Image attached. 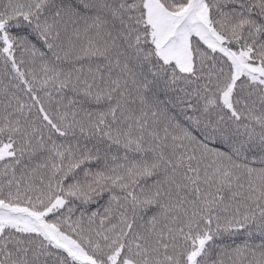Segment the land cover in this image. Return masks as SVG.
Here are the masks:
<instances>
[{
  "label": "snow or ice",
  "instance_id": "1",
  "mask_svg": "<svg viewBox=\"0 0 264 264\" xmlns=\"http://www.w3.org/2000/svg\"><path fill=\"white\" fill-rule=\"evenodd\" d=\"M0 264H264V0H0Z\"/></svg>",
  "mask_w": 264,
  "mask_h": 264
}]
</instances>
